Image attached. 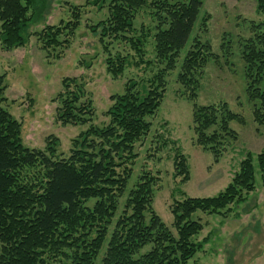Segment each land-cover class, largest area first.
<instances>
[{
	"label": "trees",
	"instance_id": "obj_1",
	"mask_svg": "<svg viewBox=\"0 0 264 264\" xmlns=\"http://www.w3.org/2000/svg\"><path fill=\"white\" fill-rule=\"evenodd\" d=\"M251 1L262 19L250 21L248 39L237 36L236 41L224 33L220 49L233 41L237 44L252 119L264 127V0ZM203 2L87 0L82 6L68 5L69 17L59 26L30 33V27L42 19L47 0H0V49L4 52L23 48L31 36L47 55L68 48L81 25L83 9L106 7V17L88 29L98 37L107 74L116 79L129 65L130 55L112 53L113 44H124L141 64L151 66L152 62L144 61L148 37L157 65L146 85L130 79L122 94L110 97L103 126L93 124L95 111L82 84L76 78L62 80L54 99L56 120L62 125L86 126L72 140L66 157L57 154L58 140L52 137L43 150L23 144L21 122L3 107L7 85L6 76L0 75V264H95L105 242L98 264H191L201 249L194 238L203 229L199 220L192 219L193 214L224 215L230 206L245 202L255 190L256 172L264 187V152L255 159L247 153L222 192L211 198L184 197L172 203L175 234L152 208L157 178L142 172L129 187L137 158L135 145L149 133L148 118L160 108L167 77L178 65L177 83L182 95L193 102L194 143L210 153L213 162L239 138L230 123L245 124L226 103H195L204 70L212 60L218 64L220 58L199 37H193L181 55ZM143 10L149 11L153 26H142L137 35L134 22ZM209 20L208 14L202 15L201 32L207 31ZM84 64V68L90 67ZM173 164L174 177L188 180L186 158L176 153Z\"/></svg>",
	"mask_w": 264,
	"mask_h": 264
},
{
	"label": "rangeland",
	"instance_id": "obj_2",
	"mask_svg": "<svg viewBox=\"0 0 264 264\" xmlns=\"http://www.w3.org/2000/svg\"><path fill=\"white\" fill-rule=\"evenodd\" d=\"M86 2L47 0L42 19L30 27V33L38 32L46 26H59L61 21L69 17V6H82ZM83 12L81 25L68 48L50 51L47 55L40 49L36 38L31 36L23 48L11 52L0 49V75L6 76L7 85V101L3 107L21 122L22 141L30 149H45L47 141L52 137L58 140L57 154L66 157L72 140L86 128L62 125L56 120L57 103L54 99L61 90L63 79L76 78L82 84L95 111L93 124L103 126L107 123L104 113L111 104L110 97L122 94L130 79L139 86L146 85V81L157 71V65L153 62V42L148 37L144 61L152 62L149 67L141 64L124 44L111 46L112 53L118 51L130 55L129 65L123 75L113 79L106 72V56L98 44V37L88 29L89 25L106 17V7L100 11L95 7H85ZM205 13L210 16V20L207 31L203 33L199 25ZM261 19L251 0H204L201 13L181 53L184 55L193 37L209 43L212 52L220 58L218 64L212 60L204 70L195 103L199 106L226 103L233 113L241 115L245 120L244 125L235 121L230 123V128L238 133L239 138L226 148L222 158L213 162V156L194 143L191 125L193 102L182 95V88L177 83L179 65L167 77L166 92L160 108L153 117L148 118L151 123L149 133L135 145L137 158L132 167L133 176L129 187L142 172L157 178L152 208L174 234L170 211L173 202L184 197L216 196L231 182L239 170L240 161L247 153L255 159L259 153L264 152V127L257 126L252 119V111L244 93L243 63L237 53V44L233 41L225 50L220 49L224 33L230 34L232 40L238 41L237 36L248 39L250 21L258 22ZM142 26H153L148 10L136 16L134 27L137 35ZM84 63L90 67L84 68ZM176 153L182 154L187 161L189 175L185 182H181L182 177H174ZM228 209L224 215L202 212L193 214L192 219L199 220L203 229L194 238L201 249L191 264H264V187L259 173L255 174V190L247 196L245 202ZM105 249L106 242L95 264L100 262Z\"/></svg>",
	"mask_w": 264,
	"mask_h": 264
}]
</instances>
